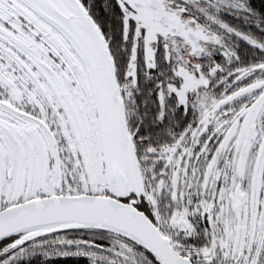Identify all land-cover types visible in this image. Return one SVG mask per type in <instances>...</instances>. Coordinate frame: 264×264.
<instances>
[{
    "label": "snow or ice",
    "instance_id": "obj_1",
    "mask_svg": "<svg viewBox=\"0 0 264 264\" xmlns=\"http://www.w3.org/2000/svg\"><path fill=\"white\" fill-rule=\"evenodd\" d=\"M0 264H264V0H0Z\"/></svg>",
    "mask_w": 264,
    "mask_h": 264
}]
</instances>
